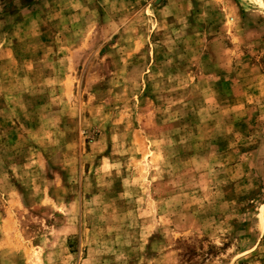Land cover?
I'll use <instances>...</instances> for the list:
<instances>
[{
    "label": "rangeland",
    "instance_id": "1",
    "mask_svg": "<svg viewBox=\"0 0 264 264\" xmlns=\"http://www.w3.org/2000/svg\"><path fill=\"white\" fill-rule=\"evenodd\" d=\"M0 264H264V0H0Z\"/></svg>",
    "mask_w": 264,
    "mask_h": 264
}]
</instances>
